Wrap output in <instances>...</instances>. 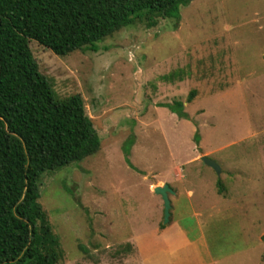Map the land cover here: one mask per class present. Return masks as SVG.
<instances>
[{"label":"rangeland","instance_id":"obj_1","mask_svg":"<svg viewBox=\"0 0 264 264\" xmlns=\"http://www.w3.org/2000/svg\"><path fill=\"white\" fill-rule=\"evenodd\" d=\"M97 46L59 57L29 42L100 139L96 154L40 179L59 264H144L136 246L163 225L153 188L164 184L198 263L264 264V0H190L178 20L137 21ZM174 101L186 119L164 107Z\"/></svg>","mask_w":264,"mask_h":264},{"label":"trees","instance_id":"obj_2","mask_svg":"<svg viewBox=\"0 0 264 264\" xmlns=\"http://www.w3.org/2000/svg\"><path fill=\"white\" fill-rule=\"evenodd\" d=\"M189 1L0 0V264L63 260L59 238L39 203L40 179L100 150L81 96L55 94L29 42L59 57L96 53L99 42L137 21L152 28L160 19L178 20ZM194 97L191 91L187 102ZM164 107L187 118L183 102ZM217 187L221 194V180Z\"/></svg>","mask_w":264,"mask_h":264},{"label":"crops","instance_id":"obj_3","mask_svg":"<svg viewBox=\"0 0 264 264\" xmlns=\"http://www.w3.org/2000/svg\"><path fill=\"white\" fill-rule=\"evenodd\" d=\"M157 186L160 185L154 187ZM138 241L136 248L144 264H200L195 257L198 253L193 242L176 221L170 222L162 230L156 227L145 232Z\"/></svg>","mask_w":264,"mask_h":264},{"label":"water","instance_id":"obj_4","mask_svg":"<svg viewBox=\"0 0 264 264\" xmlns=\"http://www.w3.org/2000/svg\"><path fill=\"white\" fill-rule=\"evenodd\" d=\"M200 162L211 168L217 176H220L221 174V168L220 166L214 162L213 160H210L208 157L202 156L200 157ZM153 193L155 195L160 196L163 202V225H168L170 222V210H171V203L169 200V195H174L175 192L168 186V184H164L163 186H157L153 188Z\"/></svg>","mask_w":264,"mask_h":264}]
</instances>
